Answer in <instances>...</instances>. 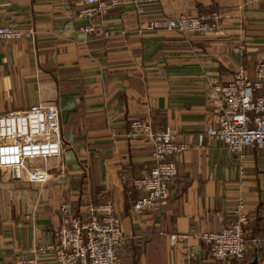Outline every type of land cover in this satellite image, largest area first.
I'll list each match as a JSON object with an SVG mask.
<instances>
[{
    "label": "crops",
    "instance_id": "0c3cea01",
    "mask_svg": "<svg viewBox=\"0 0 264 264\" xmlns=\"http://www.w3.org/2000/svg\"><path fill=\"white\" fill-rule=\"evenodd\" d=\"M119 1L103 16H83V0H0V23L32 32L0 38V112L55 105L61 139L46 181L0 172V264H51L53 252L41 248L56 241L64 201L81 218L87 203L113 202L132 235L120 264H226L199 233L224 227L239 199L249 240L264 227V148L239 155L221 141L197 140L210 118L206 75L228 82L239 62L253 73L264 58V0H157L143 13ZM212 10L220 13L215 31L146 29L161 16ZM87 23L96 29L84 34L78 27ZM134 120L172 126L187 144L169 196L145 211L132 209L145 195L133 180L152 164L153 145L129 131ZM232 264H264V255L251 244Z\"/></svg>",
    "mask_w": 264,
    "mask_h": 264
},
{
    "label": "built area",
    "instance_id": "2783aa9c",
    "mask_svg": "<svg viewBox=\"0 0 264 264\" xmlns=\"http://www.w3.org/2000/svg\"><path fill=\"white\" fill-rule=\"evenodd\" d=\"M83 1L88 4L81 11L83 16H103L110 6L121 2ZM155 1L130 0L137 13H143L145 5ZM219 25L220 13L212 10L161 16L149 20L146 29L177 30L184 34L208 33L217 30ZM78 29L88 34L96 27L87 23ZM31 34V31L19 29L14 21L0 23L2 39L12 40ZM241 50L242 45L235 52L241 55ZM204 83L210 118L197 133L198 142L205 138L218 140L239 155L247 146L264 148V58L258 61L253 73L239 62L228 82H221L216 75L209 74ZM129 131L148 136L153 145L152 164L133 180L145 195L132 202V209L145 211L157 207L169 196L170 183L177 173L176 159L186 150L187 144L177 140L179 132L172 126L154 130L148 122L134 120L129 123ZM60 154V117L55 105L32 103L20 111L0 112V171L7 170L12 177L30 182L46 181L48 168L45 160ZM70 206L69 201L60 204L62 220L55 231L56 241L41 248L53 252L51 264H120L119 250L132 235L122 231L113 202L105 199L96 204L87 203L85 218L73 216ZM247 223L245 203L239 199L233 209V217L224 227L202 231L199 238L212 257L226 264L243 259L251 244L264 255V227L249 240Z\"/></svg>",
    "mask_w": 264,
    "mask_h": 264
},
{
    "label": "rangeland",
    "instance_id": "374dc122",
    "mask_svg": "<svg viewBox=\"0 0 264 264\" xmlns=\"http://www.w3.org/2000/svg\"><path fill=\"white\" fill-rule=\"evenodd\" d=\"M48 159H50V158H48ZM48 159H46L45 161H47ZM36 162H38V160H36ZM0 172H4L5 173V171H0ZM7 173V172H6Z\"/></svg>",
    "mask_w": 264,
    "mask_h": 264
},
{
    "label": "water",
    "instance_id": "95a60500",
    "mask_svg": "<svg viewBox=\"0 0 264 264\" xmlns=\"http://www.w3.org/2000/svg\"><path fill=\"white\" fill-rule=\"evenodd\" d=\"M13 171H14V174H15V171H16V170L14 169Z\"/></svg>",
    "mask_w": 264,
    "mask_h": 264
}]
</instances>
